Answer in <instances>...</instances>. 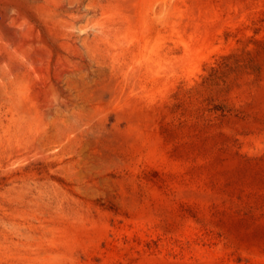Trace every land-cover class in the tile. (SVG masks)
<instances>
[{
  "label": "rangeland",
  "instance_id": "obj_1",
  "mask_svg": "<svg viewBox=\"0 0 264 264\" xmlns=\"http://www.w3.org/2000/svg\"><path fill=\"white\" fill-rule=\"evenodd\" d=\"M0 21V264H264V0Z\"/></svg>",
  "mask_w": 264,
  "mask_h": 264
},
{
  "label": "bare ground",
  "instance_id": "obj_2",
  "mask_svg": "<svg viewBox=\"0 0 264 264\" xmlns=\"http://www.w3.org/2000/svg\"><path fill=\"white\" fill-rule=\"evenodd\" d=\"M2 1V0H1ZM11 1V0H10ZM66 1V0H65ZM3 3V2H2ZM5 7V6H4ZM10 9V8H9ZM63 10V9H62ZM15 11H17V10H15ZM45 12V11H44ZM59 12V11H58ZM51 13V12H50ZM7 14V13H6ZM54 14V13H53ZM28 18V17H27ZM33 23V22H32ZM35 24V23H34ZM37 25V24H36ZM5 27V26H4ZM3 28V21H0V30L2 31V33H4V30L2 29ZM21 28V27H20ZM17 34V33H16ZM45 37V36H44ZM21 48V47H20ZM31 50H33V49H31ZM53 51V50H52ZM74 52V51H73ZM78 52H80V51H78ZM31 53V52H30ZM42 54V53H41ZM54 54V53H53ZM80 54V53H79ZM33 57V56H32ZM60 57H62V58H64V57H66V56H63L62 54H58V57H57V64L58 65H62V63H64V62H62V59H60ZM72 57V56H71ZM70 57V58H71ZM35 58V57H34ZM40 58V57H39ZM80 57H78V59H79ZM65 59V58H64ZM82 60V59H81ZM12 61V60H11ZM34 61V60H33ZM67 64V63H66ZM72 64V63H71ZM74 64V63H73ZM83 65V64H82ZM17 66V65H16ZM26 66H28V65H26ZM61 68V67H60ZM80 68V67H79ZM65 70H66V68H65ZM30 71V70H29ZM59 72H61V71H59ZM61 73H63V72H61ZM76 73V72H75ZM54 75V74H53ZM57 75V74H56ZM62 75V74H61ZM68 75V74H67ZM56 77V76H55ZM59 77V76H58ZM69 77V76H68ZM57 78V77H56ZM56 78H55V81L56 82H58L57 80H56ZM52 79V78H51ZM53 80V79H52ZM36 81H37V79H36ZM55 82V83H56ZM61 82H62V80H61ZM42 83V82H41ZM60 83V82H59ZM35 84V83H34ZM40 84V83H39ZM50 84V83H49ZM37 85V84H36ZM36 87V86H35ZM42 88V87H41ZM35 89H37V88H35ZM65 89V88H64ZM61 92V91H60ZM62 93H63V91H62ZM139 126V125H138Z\"/></svg>",
  "mask_w": 264,
  "mask_h": 264
}]
</instances>
